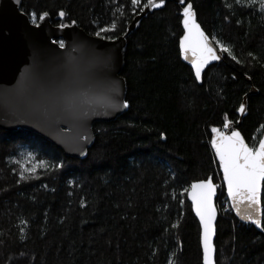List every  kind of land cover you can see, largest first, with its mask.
Returning <instances> with one entry per match:
<instances>
[{"label": "trees", "instance_id": "trees-1", "mask_svg": "<svg viewBox=\"0 0 264 264\" xmlns=\"http://www.w3.org/2000/svg\"><path fill=\"white\" fill-rule=\"evenodd\" d=\"M186 1L208 35L236 57L225 52L202 84L181 59L182 7L168 2L127 36L128 110L94 125L87 158L67 156L31 131L0 128V264H203L187 194L210 176L219 185L217 264H264V232L238 221L227 205L211 145L212 129L228 122L251 146L263 134L264 10L247 0ZM146 3L22 0L21 10L31 20L47 13L53 25L77 23L117 39ZM245 97L247 114L238 124ZM24 150L34 157L28 165L11 160ZM40 161L35 172L25 171Z\"/></svg>", "mask_w": 264, "mask_h": 264}, {"label": "water", "instance_id": "water-1", "mask_svg": "<svg viewBox=\"0 0 264 264\" xmlns=\"http://www.w3.org/2000/svg\"><path fill=\"white\" fill-rule=\"evenodd\" d=\"M168 2H175L182 7L183 35L179 42L180 55L182 61L193 70L194 76L195 70L191 59H185L181 49V40L185 35L183 9L188 4L192 5L195 20L201 30L217 48L220 59L209 61L202 69L201 78L196 79L202 84L205 71L210 66L221 63L225 59V52L219 51V46L204 30L191 2L164 0V3L160 4V0H156L160 6L145 7L133 19L126 35L117 39H107L89 34L77 23L63 27L53 25L49 14L42 15L43 19L39 18L38 24H35L21 10L22 0H0V128L10 132L19 129L31 131L52 142L67 156L87 158L89 149L95 142L94 125L98 122L114 121L128 110V106H123L124 102H127V82L122 76L127 36L138 28L144 17L164 8ZM59 41L63 42V47ZM254 93H257V90L252 88L250 94ZM242 104L245 111L243 113L239 111L238 124L242 123L247 114V97ZM227 125L222 132L230 135L236 130L241 133L234 123L228 122ZM241 136L247 143L242 133ZM214 138L215 134L212 140ZM261 139H264V131ZM212 148L220 168L226 197L235 217L241 223L264 232V227H258L237 214V208L228 196L220 158L213 145ZM206 180H211L215 185V194L212 198L216 210L213 244L214 261L217 264L215 243L219 218L217 207L219 185L213 176ZM198 182L200 181L194 183ZM263 189L264 182L260 192L262 212H264ZM191 191L190 187L187 196L200 224L203 253V227L193 205Z\"/></svg>", "mask_w": 264, "mask_h": 264}, {"label": "snow or ice", "instance_id": "snow-or-ice-1", "mask_svg": "<svg viewBox=\"0 0 264 264\" xmlns=\"http://www.w3.org/2000/svg\"><path fill=\"white\" fill-rule=\"evenodd\" d=\"M259 3L261 10H264V0H247L249 6ZM132 5H140L141 0H131ZM164 0H160L163 4ZM183 3V0H181ZM240 3V0H237ZM156 0H147L144 7H159ZM47 16V13L43 14ZM63 16L64 13L60 12ZM33 14V22L36 20ZM43 19V16L39 17ZM183 25L185 35L181 40V49L185 59H191L192 67L195 70L197 80L201 78V72L204 66L212 60H219L217 48L209 42V37L201 30L200 25L195 20V13L192 5L188 4L183 9ZM64 25H61L63 27ZM113 23L112 28H115ZM108 29H101L107 31ZM97 35H100L98 32ZM219 45L220 52H226L232 59L236 57L232 54L231 49L219 40L215 42ZM63 47V42L60 44ZM127 107V102H124ZM239 111L243 113L245 106L241 104ZM228 127L227 124L224 125ZM215 138L212 145L220 158V163L224 170V180L227 182L228 196L233 200L237 214L243 219L251 221L258 227H264V212L261 209V185L264 182V139H260L258 146H249L239 131L233 130L231 134H226L217 128L212 129ZM40 161L32 168H26L25 171L35 172L36 168L43 165ZM46 166V165H45ZM24 178V173L21 172ZM191 197L197 215L200 217L203 227L202 244H203V264H215L214 255L215 247L213 244V235L215 232L214 220L216 210L212 202L215 194V185L211 180L200 181L191 185ZM172 264H175L173 261Z\"/></svg>", "mask_w": 264, "mask_h": 264}, {"label": "rangeland", "instance_id": "rangeland-1", "mask_svg": "<svg viewBox=\"0 0 264 264\" xmlns=\"http://www.w3.org/2000/svg\"><path fill=\"white\" fill-rule=\"evenodd\" d=\"M39 18L37 17L35 22H33V19H32V22L33 23H36L38 22ZM34 157L32 155H30L29 153H27V151H22L20 152L18 155L14 156L11 160L15 161V162H20V163H23L25 166L28 165L27 162H29L30 160H34L33 159Z\"/></svg>", "mask_w": 264, "mask_h": 264}, {"label": "flooded vegetation", "instance_id": "flooded-vegetation-1", "mask_svg": "<svg viewBox=\"0 0 264 264\" xmlns=\"http://www.w3.org/2000/svg\"><path fill=\"white\" fill-rule=\"evenodd\" d=\"M35 24H38V22H36ZM263 131H264V125H263ZM262 136H263V134H262ZM262 136H261V138H262ZM261 138H260V139H261ZM252 146H254V145H252ZM255 146H258V144L255 145ZM250 147H251V145H250Z\"/></svg>", "mask_w": 264, "mask_h": 264}, {"label": "bare ground", "instance_id": "bare-ground-1", "mask_svg": "<svg viewBox=\"0 0 264 264\" xmlns=\"http://www.w3.org/2000/svg\"><path fill=\"white\" fill-rule=\"evenodd\" d=\"M144 8H145V7H144ZM59 42L61 43L62 41H59ZM196 182H197V181H196ZM193 183H194V182H193ZM193 183H192V184H193ZM189 189H190V188H189Z\"/></svg>", "mask_w": 264, "mask_h": 264}]
</instances>
